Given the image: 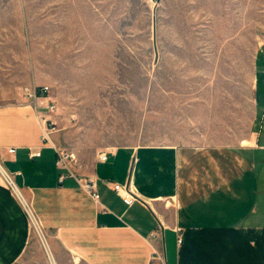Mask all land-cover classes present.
I'll return each mask as SVG.
<instances>
[{"label": "rangeland", "instance_id": "rangeland-1", "mask_svg": "<svg viewBox=\"0 0 264 264\" xmlns=\"http://www.w3.org/2000/svg\"><path fill=\"white\" fill-rule=\"evenodd\" d=\"M263 43L264 0H0V109L49 88L81 180L119 147H240ZM31 231L17 264H52Z\"/></svg>", "mask_w": 264, "mask_h": 264}, {"label": "crops", "instance_id": "crops-1", "mask_svg": "<svg viewBox=\"0 0 264 264\" xmlns=\"http://www.w3.org/2000/svg\"><path fill=\"white\" fill-rule=\"evenodd\" d=\"M255 86L251 145L101 153L87 175L99 202L57 166L62 135L43 140L42 120L55 114L31 105L0 109V161L41 222L57 259L51 263L264 264V43ZM116 184L131 186L139 202L128 207ZM31 244L23 208L0 177V264H17Z\"/></svg>", "mask_w": 264, "mask_h": 264}, {"label": "built area", "instance_id": "built-area-1", "mask_svg": "<svg viewBox=\"0 0 264 264\" xmlns=\"http://www.w3.org/2000/svg\"><path fill=\"white\" fill-rule=\"evenodd\" d=\"M27 97L30 101H32L31 106L35 107V109H39L40 107L45 108L49 113L56 114L57 113V105L54 101L49 100L47 103L44 104V102H40V99L42 97H47L46 94L49 91V88H44L42 92H38L37 89L34 90H27ZM48 98V97H47ZM49 99V98H48ZM44 129H43V140L46 142H51L50 139L54 133L57 132V126L56 123L52 120H47L44 118ZM8 153L10 155L16 154V149H9ZM58 161L57 166L60 169H63L67 171L71 176L75 177L74 174L71 173L70 169L68 168L69 160L72 159L69 155L62 154L58 152ZM32 158H39L41 157V153L37 152L35 154L31 155ZM100 160L103 162H106L108 160L107 155H102L100 157ZM0 177L8 187L9 191L12 193V195L17 199V201L20 203V205L23 208V211L28 219V222L30 224V227L33 228L40 241L42 242L44 248L46 251H48V239L46 236V233L44 231L43 226L41 225V222L39 221L36 213L34 212V209L32 207V204L28 201V199L25 197L22 189L18 186L16 182V176L15 174L9 172L6 167L3 165V163L0 161ZM65 179V176H61V181ZM80 183V186L96 201H100V195L97 191V184L95 181L91 179L86 180H78ZM115 192L118 194V196L123 200V202L128 206L132 207L134 204L139 202L138 198L132 191L131 186L129 185H120L116 184L114 186ZM179 243H182V240L179 239ZM48 253V252H47ZM49 256V255H48ZM160 259V258H159Z\"/></svg>", "mask_w": 264, "mask_h": 264}, {"label": "bare ground", "instance_id": "bare-ground-1", "mask_svg": "<svg viewBox=\"0 0 264 264\" xmlns=\"http://www.w3.org/2000/svg\"><path fill=\"white\" fill-rule=\"evenodd\" d=\"M243 146H249V145H251L248 141H244L243 142V144H242ZM48 248H49V246H48ZM48 254H49V249H48ZM49 258H50V260H51V257H50V255H49Z\"/></svg>", "mask_w": 264, "mask_h": 264}]
</instances>
